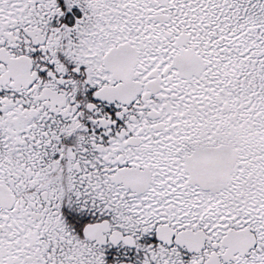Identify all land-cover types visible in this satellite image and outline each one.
<instances>
[{
    "label": "snow or ice",
    "instance_id": "snow-or-ice-1",
    "mask_svg": "<svg viewBox=\"0 0 264 264\" xmlns=\"http://www.w3.org/2000/svg\"><path fill=\"white\" fill-rule=\"evenodd\" d=\"M0 264H264V0H0Z\"/></svg>",
    "mask_w": 264,
    "mask_h": 264
}]
</instances>
